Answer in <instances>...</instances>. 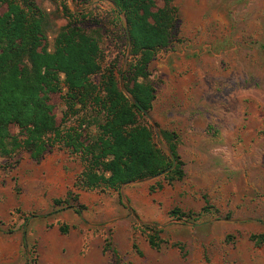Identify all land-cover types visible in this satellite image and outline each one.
I'll use <instances>...</instances> for the list:
<instances>
[{"label": "rangeland", "instance_id": "rangeland-1", "mask_svg": "<svg viewBox=\"0 0 264 264\" xmlns=\"http://www.w3.org/2000/svg\"><path fill=\"white\" fill-rule=\"evenodd\" d=\"M34 1L46 12L51 51L68 22L62 4L82 13L100 40L103 69L114 65L134 102L124 12L111 0ZM175 5L180 40L151 62L156 96L140 116L165 154L175 146L184 177L90 189L77 184L86 168L78 152L55 148L41 160L25 153L11 171L0 167V264H264V244L251 237L264 233V0ZM50 98L61 119V93ZM68 120L95 132L102 118L93 108ZM175 208L195 214L180 218ZM143 224L159 229V248Z\"/></svg>", "mask_w": 264, "mask_h": 264}, {"label": "trees", "instance_id": "trees-1", "mask_svg": "<svg viewBox=\"0 0 264 264\" xmlns=\"http://www.w3.org/2000/svg\"><path fill=\"white\" fill-rule=\"evenodd\" d=\"M124 12L131 34L132 102L120 89L112 65L101 61L100 40L86 31L82 13L63 3L68 22L48 44L46 12L34 0H0V167L11 171L25 153L41 160L55 148L73 150L86 162L77 184L82 187L119 188L136 179L160 174L171 158L157 146L151 126L141 116L150 111L155 85L149 66L162 49L180 40L179 10L175 0H111ZM162 2V5H159ZM5 7V10H1ZM118 18L122 21L120 13ZM85 15V14H83ZM127 43L128 38L126 37ZM102 73L100 84L92 76ZM51 93H61L66 109L58 118ZM97 108L102 120L95 132L68 119ZM61 120V121H60ZM178 162L164 178L170 183L184 177ZM163 183H158L162 188ZM151 189H156L154 186ZM59 203L60 199H56ZM73 206V205H70ZM84 207V205H81ZM82 207L77 209L82 212ZM178 217L195 213L180 208ZM152 247L159 248V229L143 224ZM65 230V229H64ZM264 244V233L251 236Z\"/></svg>", "mask_w": 264, "mask_h": 264}, {"label": "water", "instance_id": "water-1", "mask_svg": "<svg viewBox=\"0 0 264 264\" xmlns=\"http://www.w3.org/2000/svg\"><path fill=\"white\" fill-rule=\"evenodd\" d=\"M115 7H116L117 9H119V7H118L117 5H115ZM124 17H125V16H124ZM126 24H127V22H126ZM127 26H128V25H127ZM132 99H133V101H134L135 103H137V104L139 103V102L137 101L136 98L132 97ZM143 111L146 112L144 109H143ZM168 153H169L170 157L172 158L173 163H172V165H171L170 167H168L167 169H165L163 172H161V173L158 174V175H162V174H165V173L171 171V170L174 168L175 164H176V157H175L174 153H173L170 149H168ZM128 183H131V182H128Z\"/></svg>", "mask_w": 264, "mask_h": 264}]
</instances>
